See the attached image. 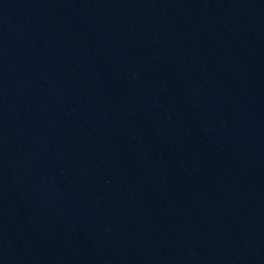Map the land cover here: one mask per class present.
<instances>
[{
	"label": "water",
	"instance_id": "1",
	"mask_svg": "<svg viewBox=\"0 0 264 264\" xmlns=\"http://www.w3.org/2000/svg\"><path fill=\"white\" fill-rule=\"evenodd\" d=\"M0 250L264 264V0H0Z\"/></svg>",
	"mask_w": 264,
	"mask_h": 264
}]
</instances>
